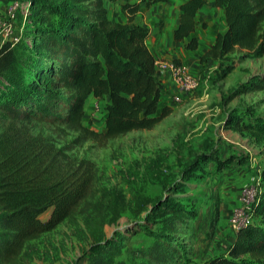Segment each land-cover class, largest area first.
<instances>
[{"label": "trees", "instance_id": "1", "mask_svg": "<svg viewBox=\"0 0 264 264\" xmlns=\"http://www.w3.org/2000/svg\"><path fill=\"white\" fill-rule=\"evenodd\" d=\"M35 1L25 0L32 27L24 39L18 36V41L8 39L0 45V264H16L27 243L86 210L97 180L93 162L69 155L66 147L58 148L48 136L31 133L30 122L75 133L76 144L88 140L104 144L133 131L151 130L172 112L171 107L160 105L163 77L146 44L149 30L133 24L139 3L125 0L120 8L127 21L115 23L104 2L119 0H46L57 4L47 5L40 17L34 13ZM142 1L147 5L168 2ZM208 1L186 0L179 6L173 40L182 42L187 51L198 48L193 36L196 13ZM213 1L224 13L226 29L199 56L201 69L237 51L262 57L264 0ZM53 18L56 26L51 24ZM4 19L6 15L0 16ZM232 70V64L221 67L218 78L224 79ZM242 87L246 93L263 91L264 76ZM90 97L108 99L101 132L82 123ZM248 124L236 119L230 128L242 134ZM199 159L201 164L212 162L217 170L234 162L233 157L222 160L210 154ZM194 165L193 170L203 172L197 162ZM48 210V218L42 220ZM251 212L248 224L237 230L225 253L208 264H264V194L256 197ZM153 217L161 225L160 233L133 253L142 264H189L185 245L174 237L179 224H188L189 211L178 202L166 201L145 219ZM125 239L120 233L113 240L98 242L87 253V264H115Z\"/></svg>", "mask_w": 264, "mask_h": 264}, {"label": "rangeland", "instance_id": "2", "mask_svg": "<svg viewBox=\"0 0 264 264\" xmlns=\"http://www.w3.org/2000/svg\"><path fill=\"white\" fill-rule=\"evenodd\" d=\"M12 1L20 2L15 32L24 39L32 27L25 0H0V16L8 15ZM43 2L35 1L36 17L57 4ZM55 21L51 22L54 26ZM6 40L0 33V45ZM230 64L231 73L219 79L220 68ZM260 75L264 76V55L253 58L237 51L210 62L195 74L197 89L190 93L176 89L169 100L171 114L153 129L133 131L104 144L92 140L76 144L75 133L30 122L31 133L48 136L58 148L66 147L69 155L93 162L97 180L86 199V210L27 243L16 264H87L86 255L95 244L120 233L126 239L115 264H142L133 250L151 244L161 231L156 217L146 221L145 216L166 201L178 202L190 213L188 224H179L174 234L186 247L188 263L208 264L212 254L207 251L219 245L220 224L227 219L230 224L234 212L243 207V186L253 183L258 188L256 197L264 194V90L246 93L242 87ZM104 111L102 101L88 99L83 125L101 132ZM236 119L249 123L246 132L230 128ZM202 154L222 160L233 157L234 162L217 170L212 162L200 163ZM195 162L202 173L193 170ZM248 213L244 210L242 217ZM49 214L50 210L41 219Z\"/></svg>", "mask_w": 264, "mask_h": 264}, {"label": "crops", "instance_id": "3", "mask_svg": "<svg viewBox=\"0 0 264 264\" xmlns=\"http://www.w3.org/2000/svg\"><path fill=\"white\" fill-rule=\"evenodd\" d=\"M186 0H168L166 3H155L147 5L142 0H129L130 3H139V10L134 17L133 24L146 27L149 30V37L146 44L155 59L177 60L193 75L200 71L199 56L207 50L214 42L218 33H223L226 29L224 13L221 9L215 7L214 1L209 0L208 4L202 7L196 13V28L193 36L197 38L198 48L195 51H187L183 48L182 42L173 40V32L179 23V6ZM125 0L117 2H104L108 10L110 21L115 23H125L126 15L121 11L120 5ZM205 25V26H204ZM164 90L162 92L160 105H167L172 108L169 102L176 92V86L169 76L163 77ZM90 97L89 99H91ZM104 106L108 99L100 100ZM168 101V102H166ZM237 205L241 204L237 201ZM228 216V214H227ZM236 230H234L228 219L222 222L217 231L218 248L213 246L207 251L216 255H223L233 241Z\"/></svg>", "mask_w": 264, "mask_h": 264}, {"label": "built area", "instance_id": "4", "mask_svg": "<svg viewBox=\"0 0 264 264\" xmlns=\"http://www.w3.org/2000/svg\"><path fill=\"white\" fill-rule=\"evenodd\" d=\"M20 9V3L14 1L7 15V19L0 20V33L13 41H18L19 37L16 35L14 28V21L16 18V11ZM156 68L161 77L169 76L174 82L178 92L190 93L198 87V80L195 75L188 71L181 63H177L173 60H156ZM174 101H179V97H174ZM242 193L246 198L241 199L243 207L239 208V211H235L233 217L230 219V225L234 230H238L241 226L248 224L251 214L252 206L256 200L258 194V188L253 183H248L243 186ZM248 210L249 213L243 216V211Z\"/></svg>", "mask_w": 264, "mask_h": 264}]
</instances>
